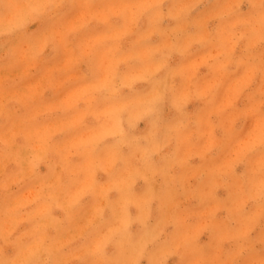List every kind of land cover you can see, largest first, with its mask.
Listing matches in <instances>:
<instances>
[{
    "label": "rangeland",
    "instance_id": "rangeland-1",
    "mask_svg": "<svg viewBox=\"0 0 264 264\" xmlns=\"http://www.w3.org/2000/svg\"><path fill=\"white\" fill-rule=\"evenodd\" d=\"M0 264H264V0H0Z\"/></svg>",
    "mask_w": 264,
    "mask_h": 264
},
{
    "label": "bare ground",
    "instance_id": "bare-ground-1",
    "mask_svg": "<svg viewBox=\"0 0 264 264\" xmlns=\"http://www.w3.org/2000/svg\"><path fill=\"white\" fill-rule=\"evenodd\" d=\"M11 26V25H10ZM9 29V28H8Z\"/></svg>",
    "mask_w": 264,
    "mask_h": 264
}]
</instances>
